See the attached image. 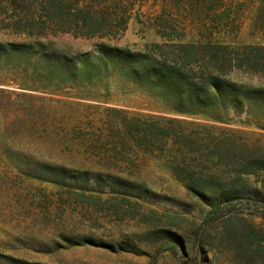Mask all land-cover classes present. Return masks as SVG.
Wrapping results in <instances>:
<instances>
[{"label": "rangeland", "instance_id": "374dc122", "mask_svg": "<svg viewBox=\"0 0 264 264\" xmlns=\"http://www.w3.org/2000/svg\"><path fill=\"white\" fill-rule=\"evenodd\" d=\"M21 29L0 28L1 43L36 46L0 52V264H264V204L216 209L174 169L191 161L194 175L218 190L239 170L264 192V100L178 113L101 52L224 44L228 76L264 87V0H132L128 27L114 38H37ZM134 118L178 132L179 145L175 135L164 152L136 147L125 125ZM52 165L102 173L104 183L107 173L128 177L149 190L114 191L93 174L78 181Z\"/></svg>", "mask_w": 264, "mask_h": 264}, {"label": "trees", "instance_id": "16d2710c", "mask_svg": "<svg viewBox=\"0 0 264 264\" xmlns=\"http://www.w3.org/2000/svg\"><path fill=\"white\" fill-rule=\"evenodd\" d=\"M131 4L132 0H0V28H25L20 31L37 38L59 32L87 38H114L128 27ZM47 28H53L54 31L47 32ZM159 32L163 36H172L160 28ZM38 46L44 47L41 43ZM35 47L27 43L0 42V52L4 49L33 51ZM225 49L227 45L210 42L180 43L173 52L164 51L158 43L153 46L148 44L144 51L118 45L101 46L102 54L122 65L139 85L155 89L174 111L183 114H198L221 103L256 104L264 100L263 86H252L228 76L232 63L228 60ZM51 55L53 54H46L48 57ZM60 60L65 62L64 57ZM195 63L200 64L199 70H195ZM169 122L173 124L174 118H170ZM125 125L127 135L135 146L142 147L145 152H164L167 141L175 135L176 140L172 146L179 145L178 132L173 130L172 133L171 129L158 123L134 118ZM185 140L191 145L189 148L193 149L194 140ZM179 149L182 151L181 147ZM216 152L223 157L221 146ZM184 154L189 156L190 152ZM250 165L253 167V162L247 161L244 167ZM52 168L58 169L60 176L74 177L78 181H88V176L93 174L97 185L107 184L114 191L126 194L140 195L141 193L135 192L140 188L149 190L140 182L112 173L105 175L108 177L105 184L102 173L58 165H52ZM174 169L176 176L184 181L192 193L216 209L222 204L233 202L264 204V192L248 187L242 181L239 170L228 186L219 185L218 190L208 186L205 178L194 175V164L191 161L184 159ZM55 179L53 181L59 182Z\"/></svg>", "mask_w": 264, "mask_h": 264}]
</instances>
